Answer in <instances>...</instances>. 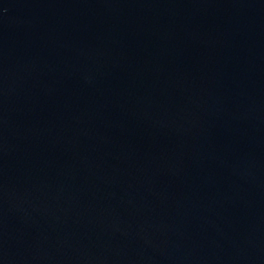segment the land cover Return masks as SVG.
I'll return each instance as SVG.
<instances>
[{"label": "water", "instance_id": "1", "mask_svg": "<svg viewBox=\"0 0 264 264\" xmlns=\"http://www.w3.org/2000/svg\"><path fill=\"white\" fill-rule=\"evenodd\" d=\"M0 264H264V0H0Z\"/></svg>", "mask_w": 264, "mask_h": 264}]
</instances>
